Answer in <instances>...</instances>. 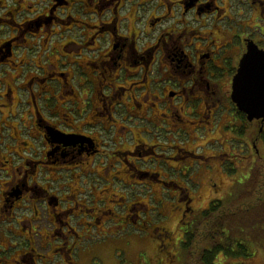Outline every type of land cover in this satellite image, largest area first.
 <instances>
[{
    "label": "flooded vegetation",
    "instance_id": "1",
    "mask_svg": "<svg viewBox=\"0 0 264 264\" xmlns=\"http://www.w3.org/2000/svg\"><path fill=\"white\" fill-rule=\"evenodd\" d=\"M254 43L264 0H0V264H100L116 223L147 264L200 219L221 239L263 176L264 119L232 98Z\"/></svg>",
    "mask_w": 264,
    "mask_h": 264
},
{
    "label": "trees",
    "instance_id": "2",
    "mask_svg": "<svg viewBox=\"0 0 264 264\" xmlns=\"http://www.w3.org/2000/svg\"><path fill=\"white\" fill-rule=\"evenodd\" d=\"M259 173L241 193L239 212L234 214L230 207L226 210L228 213L218 219L223 223L220 225L224 230L221 239L213 233L206 237L201 219L192 225L179 248L183 252L182 257L179 255L183 264H215L222 250L227 257L248 258L257 244L264 246V175Z\"/></svg>",
    "mask_w": 264,
    "mask_h": 264
},
{
    "label": "rangeland",
    "instance_id": "3",
    "mask_svg": "<svg viewBox=\"0 0 264 264\" xmlns=\"http://www.w3.org/2000/svg\"><path fill=\"white\" fill-rule=\"evenodd\" d=\"M264 175V170H263ZM142 192H145V189H142ZM207 193V192H206ZM203 193L202 195H206ZM156 206L155 203L151 204ZM171 209L170 207H165L164 209H155L151 211V215L158 217L163 223L164 213ZM148 217L147 212L144 215ZM158 218L156 220H158ZM163 218V219H162ZM171 220L168 221V226L171 229L176 228L177 220L174 216H171ZM109 229L110 239H102L103 242L100 244L98 249H96L97 261L100 264H147V260L144 255H141L143 251L147 252L150 258H155L156 248L155 244L150 241H146L147 238L144 231L139 233L135 230L134 225L129 226L127 229L122 230V226L118 223L111 224ZM110 231H116L112 233ZM169 250L174 251L179 255L178 247L169 246ZM183 252L180 250V256L182 257ZM154 262L153 259L150 260ZM217 264H264V246L257 244V247L254 248L253 255L248 258L244 256L240 257H227L225 255H219L216 259ZM176 264H183L182 259L179 257V261Z\"/></svg>",
    "mask_w": 264,
    "mask_h": 264
},
{
    "label": "water",
    "instance_id": "4",
    "mask_svg": "<svg viewBox=\"0 0 264 264\" xmlns=\"http://www.w3.org/2000/svg\"><path fill=\"white\" fill-rule=\"evenodd\" d=\"M232 98L250 119H264V49L255 43L241 59Z\"/></svg>",
    "mask_w": 264,
    "mask_h": 264
}]
</instances>
